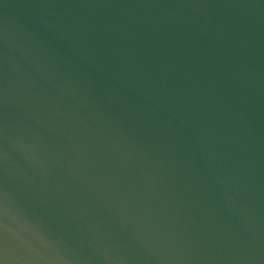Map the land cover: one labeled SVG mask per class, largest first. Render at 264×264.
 Returning a JSON list of instances; mask_svg holds the SVG:
<instances>
[{
  "label": "water",
  "instance_id": "1",
  "mask_svg": "<svg viewBox=\"0 0 264 264\" xmlns=\"http://www.w3.org/2000/svg\"><path fill=\"white\" fill-rule=\"evenodd\" d=\"M0 264H264V0H0Z\"/></svg>",
  "mask_w": 264,
  "mask_h": 264
}]
</instances>
